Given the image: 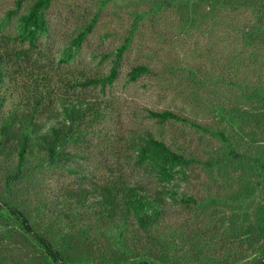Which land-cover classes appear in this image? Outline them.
Segmentation results:
<instances>
[{"label": "trees", "instance_id": "16d2710c", "mask_svg": "<svg viewBox=\"0 0 264 264\" xmlns=\"http://www.w3.org/2000/svg\"><path fill=\"white\" fill-rule=\"evenodd\" d=\"M53 2L33 0L19 16L18 33L8 38L37 47L49 29L47 11ZM107 4L103 0L72 39L70 49L82 46ZM201 6L205 12H198ZM172 9L195 12L194 21L203 19L209 28L216 27L214 32L220 43L210 40L208 49L203 50L205 56L197 52L190 59L170 51L158 57L155 66H134L131 78L153 73L163 88L180 94L192 109L202 111L209 104L218 113L216 124L208 127L182 111L148 110L149 117L158 122H189L221 139L223 147L219 154L207 159V164L221 169L227 182H239V190L222 199L228 203L233 199L231 207L237 219L239 216V225H231L230 232L241 235L249 230V235L260 239L264 236V202L258 204V197L264 195V0H160L136 15L117 47L110 73L87 78L82 85H113L125 53L141 37L146 12L155 19L161 18L160 12ZM154 23L151 26L155 27ZM13 54L20 58L27 56L28 50L3 51L0 47V159L8 164L3 174L4 186L0 187L4 223L12 222V229L16 227L29 237L41 264H177L170 260L171 250L177 251V242L186 245L191 239L180 226L181 220L175 218L172 203L180 204L189 213L195 204L205 207V202L186 192L180 196L176 188L151 191L123 175L96 180L93 174L91 184H46L48 191L35 194L32 208L28 190L36 175L57 169L71 174L83 172L78 157L91 154V135L113 108L99 98L80 99L59 93L44 70L35 74L29 84L12 82L7 65ZM211 60L219 61V65L203 64ZM9 77L11 82H7ZM13 85L17 88V101L7 106L15 98ZM129 140L138 163L147 165L168 183L180 172L186 175L185 170L194 162H203L192 149L158 138L150 130L135 133ZM17 193L24 197L17 198ZM42 210H46L48 220L31 221L30 212ZM254 218L255 225L248 224ZM196 241L202 243L197 238ZM257 247L250 264H264V241ZM209 258L214 264H229L227 256Z\"/></svg>", "mask_w": 264, "mask_h": 264}, {"label": "rangeland", "instance_id": "374dc122", "mask_svg": "<svg viewBox=\"0 0 264 264\" xmlns=\"http://www.w3.org/2000/svg\"><path fill=\"white\" fill-rule=\"evenodd\" d=\"M107 1L108 4L102 7L99 23L86 41L80 48L74 46L70 49L72 39L99 10L103 0H54L47 11L49 29L41 36L37 47H31L28 41L8 38L18 33L19 16L28 9L33 0H0V47L3 51L28 50L27 56L19 58L13 54L9 57L7 67L14 78L12 82L29 84L35 74L44 70L59 93L80 99L99 98L113 108L112 114L100 122L95 133L91 135V154L88 157H78L84 171L71 174L57 169L36 175L33 186L28 190V201L33 208L36 204L35 194L48 191L46 184L51 187L91 184L93 174L96 180L123 175L128 181L144 184L151 191H163L173 187L180 196L186 192L200 202L204 201L205 207L199 208L195 204L191 212L185 213L180 204L172 203L173 214L181 220L179 224L184 226L186 236L191 241L186 245L181 241L177 242L175 249L178 252L171 250L170 260L177 264H214L209 257L227 256L229 264H250L257 246L264 241V236L256 238L254 234L249 235V230L241 232V235L239 232H230L231 225H239V216L237 219L231 207L233 199L229 203L222 199L239 190V182H227L221 169L207 164V159L215 156L217 152L219 154L223 147L221 139L189 122H158L149 117L148 110L182 111L206 126L216 124L218 113L209 104H205L202 111L192 109L190 103L180 94L163 88L153 73L144 74L136 80L130 74L132 68L141 63L155 66L158 57L170 51L171 54L178 53L177 55L187 59L197 52L205 56L203 50L208 49L210 40L216 39L220 43V37L214 32L216 27L209 28L203 19L194 21L192 14L195 12L172 9L169 12H160L161 18L155 19H151L149 12H146L141 37L138 36L125 53L116 82L106 87L82 85L87 78L102 77L110 73L117 47L123 42L136 15L148 11L160 0ZM203 7H199L198 12ZM152 22H155V27L151 26ZM199 31H205V34L195 35ZM190 51L195 53H189ZM213 62V66L219 65V61L214 60L204 61L203 64L210 65ZM7 82H11L10 77ZM12 89L15 98L9 100L7 106L17 101V88L13 85ZM145 130H150L158 138H164L170 143L187 146L203 162H194L185 170L186 175L183 172L176 174L171 183L163 181L147 165L138 163L136 153L130 147L129 139L135 133ZM7 168L8 164L0 159V187L4 186L3 174ZM22 197L23 194L17 193V198ZM212 198H216V202L211 201ZM168 200L172 202L170 198ZM263 202L264 195H261L258 197V204ZM0 212L5 213L1 209ZM45 213L46 210L40 213L31 211L30 219L38 223L46 221L48 218ZM255 220L256 218L248 224L255 225ZM12 225V222L5 224L0 215V264H41L34 243L18 228L12 229ZM196 238L202 240V243L196 241Z\"/></svg>", "mask_w": 264, "mask_h": 264}]
</instances>
